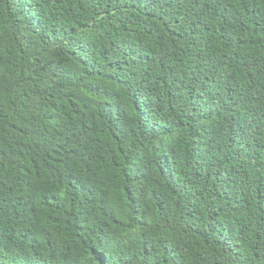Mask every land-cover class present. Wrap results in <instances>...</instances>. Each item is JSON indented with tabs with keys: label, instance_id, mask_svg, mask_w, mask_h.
Here are the masks:
<instances>
[{
	"label": "trees",
	"instance_id": "1",
	"mask_svg": "<svg viewBox=\"0 0 264 264\" xmlns=\"http://www.w3.org/2000/svg\"><path fill=\"white\" fill-rule=\"evenodd\" d=\"M0 264H264V0H0Z\"/></svg>",
	"mask_w": 264,
	"mask_h": 264
}]
</instances>
